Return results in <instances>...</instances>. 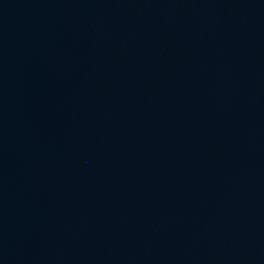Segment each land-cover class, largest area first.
Segmentation results:
<instances>
[{"label":"water","instance_id":"obj_1","mask_svg":"<svg viewBox=\"0 0 264 264\" xmlns=\"http://www.w3.org/2000/svg\"><path fill=\"white\" fill-rule=\"evenodd\" d=\"M0 264H264V0H0Z\"/></svg>","mask_w":264,"mask_h":264}]
</instances>
